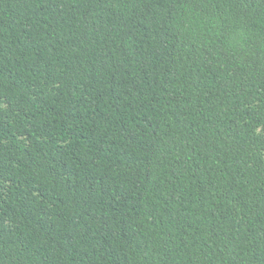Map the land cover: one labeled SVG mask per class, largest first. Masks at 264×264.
I'll list each match as a JSON object with an SVG mask.
<instances>
[{
  "label": "trees",
  "instance_id": "16d2710c",
  "mask_svg": "<svg viewBox=\"0 0 264 264\" xmlns=\"http://www.w3.org/2000/svg\"><path fill=\"white\" fill-rule=\"evenodd\" d=\"M0 264H264V0H0Z\"/></svg>",
  "mask_w": 264,
  "mask_h": 264
}]
</instances>
